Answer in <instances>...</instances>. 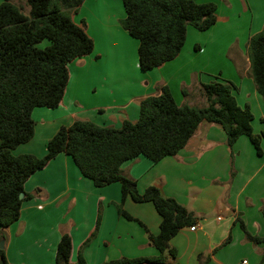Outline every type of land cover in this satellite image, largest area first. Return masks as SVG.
Here are the masks:
<instances>
[{
  "label": "crops",
  "instance_id": "0c3cea01",
  "mask_svg": "<svg viewBox=\"0 0 264 264\" xmlns=\"http://www.w3.org/2000/svg\"><path fill=\"white\" fill-rule=\"evenodd\" d=\"M71 17L78 25L85 22L94 50L69 64L70 79L58 108L34 109V137L16 147L14 155L44 157L48 142L60 128L79 120L113 128H121L125 121L137 122L140 102L159 96L163 87L170 89L180 106L197 107L199 100L208 105L203 85L216 78L233 83L238 88L234 91L238 105L249 104L254 120L260 118L255 134L264 129V100L240 40L235 41V53L206 52L198 39L190 44L194 30L189 28L176 59L144 72L139 65V41L121 24L126 17L122 0H84ZM262 149L260 156L247 136L231 148L224 129L202 123L177 155L157 163L139 156L124 163L121 171L136 181L141 194L157 186L165 197L197 216L196 230L193 226L182 229L170 242L179 264H200V254L211 255L209 264H264V244L248 241L240 222L251 235L264 239V140ZM24 189L31 198L23 202L20 219L5 230L0 227L9 264H56L57 246L66 233L72 237V262H76L98 216L97 236L83 251L88 264L159 255L139 223L152 235L159 234L161 217L154 205L129 197L123 207L138 221L120 216L116 205L121 202V185L96 187L64 153L33 174Z\"/></svg>",
  "mask_w": 264,
  "mask_h": 264
},
{
  "label": "trees",
  "instance_id": "16d2710c",
  "mask_svg": "<svg viewBox=\"0 0 264 264\" xmlns=\"http://www.w3.org/2000/svg\"><path fill=\"white\" fill-rule=\"evenodd\" d=\"M122 1L126 17L121 24L139 41V65L144 72L176 59L190 27L205 32L218 21L219 6L215 1ZM26 2L29 15L9 0L0 5V227L5 230L20 219L23 202L31 198L24 189L28 179L64 153L96 187L120 183L122 198L117 205L120 216L138 221L123 207L130 197L136 203H152L161 217L158 235L149 233L139 222L158 256L119 258L101 264H179L178 252L170 242L182 229L194 226L197 216L177 200L165 197L157 186H150L141 194L136 181L124 176L121 167L139 156L157 163L177 155L202 123L224 129L231 148L240 137L247 136L261 156L264 129L260 134L254 133L250 105H238L234 95L238 88L228 81L203 85L208 102L205 108L180 106L170 89L163 87L159 96L140 102L137 122L125 121L121 128H113L79 120L60 128L48 142L44 157L16 156L13 150L34 137V109L58 108L70 79L69 64L94 50V40L87 33L85 22L78 25L71 17V11H76L84 0ZM47 40L48 45L42 48L40 44ZM247 54L252 79L264 100V28L249 38ZM262 212L264 215V207ZM100 221L98 216L96 228L82 245L76 262H72V237L64 234L57 246L56 264H88L83 250L96 238ZM240 222L248 241L264 244L263 238L251 235ZM4 239L2 232L0 242ZM229 241L230 238L223 245ZM210 256L200 254V264H209ZM0 264H9L3 248Z\"/></svg>",
  "mask_w": 264,
  "mask_h": 264
},
{
  "label": "rangeland",
  "instance_id": "374dc122",
  "mask_svg": "<svg viewBox=\"0 0 264 264\" xmlns=\"http://www.w3.org/2000/svg\"><path fill=\"white\" fill-rule=\"evenodd\" d=\"M9 1L19 7H22L24 14L29 15L30 7L27 4L26 0H9ZM197 1L198 2L215 1L219 6L218 16L221 19L219 20L215 28H212L209 31L200 32L195 28L190 27L192 30H194L191 31V33L189 34L190 44L191 42L193 43L194 40L198 39L199 43H201L202 46L206 49V52L226 53V51L228 50L230 51L231 54L235 53L238 47L236 46V42H235L236 40L237 41L240 40L243 43L242 50L246 52L248 39L251 36L261 32L264 28V0H197ZM246 5L248 6V10H246L245 8ZM222 18H229V19L227 21H224L222 20ZM193 32H195V35L193 34ZM48 43L49 41L47 40L44 43L40 44V46L44 48L45 46L48 45ZM217 61L220 62L221 60L218 59ZM214 81H217V78ZM197 103H198L197 107L199 108H204L207 105L201 100H199ZM252 126L254 128V131L256 132L258 131V127H261L260 118H258V116L252 122ZM2 245L3 243L0 242V249L3 248Z\"/></svg>",
  "mask_w": 264,
  "mask_h": 264
},
{
  "label": "built area",
  "instance_id": "2783aa9c",
  "mask_svg": "<svg viewBox=\"0 0 264 264\" xmlns=\"http://www.w3.org/2000/svg\"><path fill=\"white\" fill-rule=\"evenodd\" d=\"M191 229H192L193 231L196 230V226H193ZM244 264H246V263L244 262Z\"/></svg>",
  "mask_w": 264,
  "mask_h": 264
},
{
  "label": "water",
  "instance_id": "95a60500",
  "mask_svg": "<svg viewBox=\"0 0 264 264\" xmlns=\"http://www.w3.org/2000/svg\"><path fill=\"white\" fill-rule=\"evenodd\" d=\"M21 198H23V195L21 196ZM2 247V246H1Z\"/></svg>",
  "mask_w": 264,
  "mask_h": 264
}]
</instances>
